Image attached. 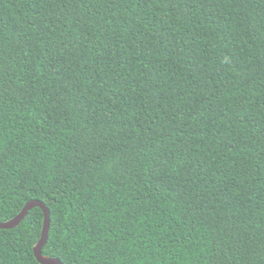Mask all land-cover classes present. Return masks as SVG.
Instances as JSON below:
<instances>
[{
  "label": "trees",
  "instance_id": "1",
  "mask_svg": "<svg viewBox=\"0 0 264 264\" xmlns=\"http://www.w3.org/2000/svg\"><path fill=\"white\" fill-rule=\"evenodd\" d=\"M34 200L61 264H264V0H0V222Z\"/></svg>",
  "mask_w": 264,
  "mask_h": 264
},
{
  "label": "water",
  "instance_id": "2",
  "mask_svg": "<svg viewBox=\"0 0 264 264\" xmlns=\"http://www.w3.org/2000/svg\"><path fill=\"white\" fill-rule=\"evenodd\" d=\"M32 208H39L43 213V226L42 232L39 241L33 248V255L36 261L39 264H61V262L57 258H48L42 255V248L47 242L48 231L50 226V214L49 210L45 207L42 202L39 201H29L27 202L21 211L12 219L6 222H0V229H12L19 225V223L26 217L29 210Z\"/></svg>",
  "mask_w": 264,
  "mask_h": 264
}]
</instances>
